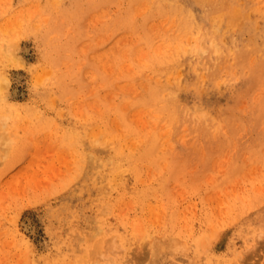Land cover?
Instances as JSON below:
<instances>
[{"label": "rangeland", "instance_id": "374dc122", "mask_svg": "<svg viewBox=\"0 0 264 264\" xmlns=\"http://www.w3.org/2000/svg\"><path fill=\"white\" fill-rule=\"evenodd\" d=\"M263 42L264 0H0V264H264Z\"/></svg>", "mask_w": 264, "mask_h": 264}, {"label": "bare ground", "instance_id": "6f19581e", "mask_svg": "<svg viewBox=\"0 0 264 264\" xmlns=\"http://www.w3.org/2000/svg\"><path fill=\"white\" fill-rule=\"evenodd\" d=\"M229 1H231V0H229ZM259 1V0H258ZM256 5V4H255ZM252 6V5H251ZM208 11V10H207ZM242 12V11H241ZM207 15V14H206ZM217 15V14H216ZM208 16V15H207ZM212 16H214V15H212ZM244 16V15H243ZM206 17V16H205ZM220 17H221V15H220ZM229 17V16H228ZM236 17V16H235ZM218 18V17H217ZM227 18V17H226ZM219 19V18H218ZM225 19V18H224ZM222 20V19H221ZM242 20H243V18H242ZM256 20H258L257 18H256ZM213 21V20H212ZM240 21V20H239ZM220 22V21H219ZM250 22V21H249ZM254 22V21H253ZM213 23H214V21H213ZM216 23H218V22H216ZM253 25V24H252ZM216 26V25H215ZM216 31V30H215ZM14 42V41H13ZM264 43V42H263ZM6 44V43H5ZM13 44V43H12ZM16 47V46H15ZM2 75V74H1ZM5 75V74H4ZM5 77V76H4ZM4 77H2V79H4ZM5 80H7L6 78H5ZM5 80H4V83H5ZM0 81H1V79H0ZM4 83L2 84L1 82H0V99L2 100H4V101H7L9 98H7V95L5 94V92H4V90H6L7 91V89H5V85H4ZM6 84V83H5ZM8 85V84H7ZM7 88V87H6ZM8 107L9 108H16V105L15 104H13V103H10V101L8 100ZM5 111V110H4ZM0 113L2 114L3 113V111H0ZM6 113L7 112H5L4 114L6 115ZM10 113V112H9ZM16 116V115H15ZM6 118V117H5ZM3 120V119H2ZM6 120V119H5ZM0 126H1V124H0ZM2 127V126H1ZM5 128H3L2 130H4ZM3 132V131H2ZM6 133H8V131H6ZM8 135V134H7ZM6 135V136H7ZM8 139V141H9V138L8 137H6V140ZM11 140V139H10ZM2 142H4V141H0V143H2ZM7 142V141H6Z\"/></svg>", "mask_w": 264, "mask_h": 264}]
</instances>
